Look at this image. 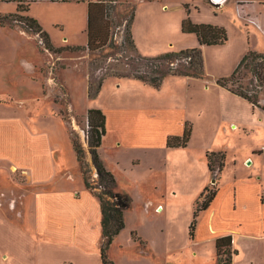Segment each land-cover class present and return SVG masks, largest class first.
<instances>
[{
	"label": "rangeland",
	"instance_id": "374dc122",
	"mask_svg": "<svg viewBox=\"0 0 264 264\" xmlns=\"http://www.w3.org/2000/svg\"><path fill=\"white\" fill-rule=\"evenodd\" d=\"M148 1L115 0L116 7L109 11L108 18L109 43L96 52L86 49L87 2L40 0L31 4L29 13L49 33L56 47L80 46L81 50L50 52L43 37L22 19L0 25V198L15 194L21 199L17 204L22 202L23 206L19 211L20 204L9 214L11 227L3 228L8 245L1 250L8 258H3L0 264L53 261V251L44 246L42 236L35 231L33 210L26 207L35 198L36 190L49 193L61 189L66 196L75 193L93 211L99 203L95 193H101L102 186L88 144V111L97 107L108 117V133L99 149L101 159L116 178L114 190L132 199L131 207L125 211L126 227L110 246V259L115 264H218L217 257L212 261L215 245L211 230L230 226L235 218L229 211L221 210L220 192L213 216L208 209L201 212L197 238L194 242L189 240L188 227L201 184L207 181V170L198 151L171 150L166 148L164 140L167 132L182 124L183 116L207 100L202 101L197 87L191 86L188 95L187 78L169 76L158 90L116 75L138 74L146 68L141 61L133 62L135 50L128 41L127 21L133 8L137 9L134 41L142 56L176 52L195 44V39L184 36L181 30V21L187 16L186 6L201 23L225 27L229 35L227 43L219 49L208 47L211 49L207 53V75L221 77L227 70L221 61L229 63L232 52H241L247 46L252 51L264 52V38L257 37L254 30L250 33L237 13L240 1L264 0H217L222 3L219 6L212 0H163L150 6ZM16 11V1L0 0L1 13ZM99 83L103 84L99 94L90 98L89 88L92 87L94 94ZM241 83L247 95L259 96V106L255 108L264 111V85L249 70L243 71ZM192 115L196 117L195 112ZM209 135L212 137L209 144L223 149L227 156L221 178L225 196L230 192L231 178L237 177L240 185L248 186L247 178L262 172L260 161L250 166L243 162L252 147L264 142L263 129L247 138L221 125V130ZM72 137L80 140L86 152V176L92 189L85 185ZM24 145H29L25 149L29 159L49 162L50 167L44 171H51L46 183L39 186L20 183L25 173L13 170L12 164L23 161L21 151L17 150ZM219 179L218 173L211 174L208 185L211 190L218 188ZM246 188L253 195L250 187ZM171 189L177 192L175 196L170 195ZM158 203L165 206L162 212H156ZM1 208L0 213L4 214ZM249 230L252 234L242 240L237 262L264 264L260 227L253 223ZM132 232L144 236L147 244L134 240ZM26 233L32 237L33 244L24 237ZM102 241V233L93 229L92 264H102L97 254ZM23 242L28 243L26 249Z\"/></svg>",
	"mask_w": 264,
	"mask_h": 264
},
{
	"label": "crops",
	"instance_id": "0c3cea01",
	"mask_svg": "<svg viewBox=\"0 0 264 264\" xmlns=\"http://www.w3.org/2000/svg\"><path fill=\"white\" fill-rule=\"evenodd\" d=\"M212 1L218 3L219 5L222 4L217 0ZM161 2H163V0H150L148 1V5H159L161 4ZM221 2L223 1L221 0ZM164 7L165 5L163 4L162 10H165ZM194 14L195 13L191 11V18L193 22L201 23V21L194 18ZM241 20L245 23V27H247V30H249L250 33L252 32L251 30H254L257 37L259 36L264 38V34L254 23L247 22L243 19ZM135 23L136 18L132 27L133 37H135ZM184 36L195 39V44L190 46L189 48L199 46L198 39L194 34H184ZM248 36L250 38V35ZM208 47L219 49L223 46H201L205 58L206 68L207 53L211 49ZM249 50L250 46H247L241 52H232L230 54V61L227 64L221 61V63L227 68V70L224 68L225 72L220 74L221 77L225 75H231L238 67L244 55ZM172 77L178 78V76ZM182 78H187L186 82L190 86L188 88V95L191 94V86L197 87L200 90L202 101L206 99L208 105L206 102H202L195 108V110L191 114L187 113V115L183 116L182 124L178 128L167 132L164 136V140L166 146L167 137L169 135H182L185 128V122L189 121L193 124V132L188 146L186 148H176V150L182 152L188 150L198 151L197 153L203 156L202 160L205 163V167L207 170V181L201 184L197 197L198 199L202 191L210 184L211 181L212 173L210 172L208 167L206 153L208 151H224L223 149L220 150L214 148L209 144L208 140L212 139L209 134L213 133L217 129L218 131L221 130V125H227L228 130L237 132L238 136L250 138L252 134L257 132L258 130H264V111L259 112L258 109L255 108L249 101L219 86L216 82L219 76L207 75L206 79H196L190 77ZM194 112L196 114V117L192 115ZM210 118L212 122H210ZM107 133L108 126L106 123V134ZM104 140L105 137L103 141ZM21 147L22 148L17 151H21V159L23 161L15 162L12 164L13 170H15L16 172L22 171L23 173H25L26 177L23 178L24 180H21L20 183L31 186H39L46 183L49 180V170L47 172L44 171L45 169H47V166L50 167L49 162L47 164L44 159L39 160L34 157H31L29 159L28 154L25 152V149H27L29 145H24ZM263 147L264 142L261 143V145L252 147L251 150L247 153V157L243 162V164L250 166L256 160H258L262 163L263 167L261 173L254 174L253 176L247 178L248 186L246 184L240 185L239 179H236L237 177H233L231 178L232 183L230 185V192L227 196H225V187L223 188V186L225 185L224 182L221 181L222 175L225 173V168L223 172L219 174L220 179L218 183V194L208 210H210V215L212 217L216 210L215 207L220 200L221 192V210L229 211L234 216L235 220L230 226L221 229L214 228L211 230L213 243L215 245V257L212 259V261H216V240L219 237L231 235L233 238V248L237 251V254L234 255L232 264H239L237 260L242 252V240H246L252 234L249 230L250 224H258V226L260 227L261 237L264 238V154L255 153L256 151L263 150ZM168 149L173 150L172 148ZM193 165V160L191 159L190 166ZM49 174H51V171H49ZM246 187H250L253 195L249 190H247ZM40 191L36 190L35 198H33L31 204L26 207L29 208V210H33V223L35 224L37 222L34 228L36 233L42 236V239L44 241L41 242H44V246L51 248V250L53 251V261L51 264H92L93 256L91 253V245L93 242V229H98V231H100V235L102 233V214L100 202L98 204L96 203L97 206H95V209L93 211L90 207H88L86 203L82 201L81 197H78V195L77 197H75V193H70L71 195L66 196L61 189L49 193H43ZM176 194L177 192L174 189L170 190L171 196H175ZM19 200L21 199H17V196L15 194L13 196L12 194H4L2 198H0V210L2 209L1 207H3L5 211L4 214L0 213V256H2V260L0 257V263H3V258H8L7 255H2L3 253L1 250L5 244L8 245V243H6L8 242V237H6L7 233H5L4 229L6 230L7 226L11 227L10 225H12L8 220L9 214L15 212L16 207H19L20 204L21 207H19L18 210L20 211L22 209V202L20 201L21 203L17 204V201L19 202ZM158 206L162 207V210L160 212L165 209V206L160 203H158ZM236 214H241L242 217L239 218L236 216ZM3 235L5 236L4 238ZM24 237H27L30 244H33V239L28 233H26ZM140 238L143 241L141 242V244L146 245L147 241L144 240V236L140 235ZM188 238L193 242L196 240L197 227L193 239H190L188 227ZM22 244L25 245L26 249L28 243L26 242L25 244L23 242ZM17 245L18 239L16 238L15 246ZM97 254H100V249L97 250Z\"/></svg>",
	"mask_w": 264,
	"mask_h": 264
},
{
	"label": "trees",
	"instance_id": "16d2710c",
	"mask_svg": "<svg viewBox=\"0 0 264 264\" xmlns=\"http://www.w3.org/2000/svg\"><path fill=\"white\" fill-rule=\"evenodd\" d=\"M4 2H17V11L15 13L3 14L0 12V25L6 26V22L21 20L28 27L40 34L44 39V44L50 52L61 53L67 50H81L80 46L75 47H56L50 39L49 33L42 27L38 20L29 16L32 3L40 0H2ZM51 2H77L88 4V29L86 49L90 52H96L104 48L109 43L108 30L110 28L109 11L115 9L113 6L115 0H48ZM26 3V4H25ZM219 6V4H218ZM136 8L130 13L128 24V41L134 48L135 55L133 62H143L146 65L140 73L131 75H116L117 77H127L155 89L160 90L164 80L168 76L190 77L196 79H206L207 72L205 58L201 46H222L229 40L228 31L225 27L207 23H195L190 17V9L186 6L187 16L182 20L181 30L184 34H194L199 42L198 47L187 48L176 52H166L157 56H142L139 54L135 45L132 27L136 18ZM21 13H27L26 16ZM237 13L240 18L254 23L264 34V2L258 1H240L237 3ZM244 70L252 72L261 86L264 85V53L249 50L238 67L229 76L219 77L217 84L233 94L249 101L254 107L259 106V96L254 98L247 95L243 84L241 83ZM102 83H99L98 89L93 94L92 87L89 88V97L96 98L99 94ZM89 134L88 144L92 155V161L97 169L102 192H96L99 199L102 214V244L100 246V258L102 264H115L109 257L110 246L116 236L126 227L125 211L131 207L132 199L128 194L116 192L117 181L114 174L107 169L101 159L99 149L103 144V138L106 135L107 116L101 108H91L88 111ZM193 124L185 122V128L182 135H169L167 137V148H186L191 140ZM72 143L76 151L79 166L84 176L85 185L92 189L87 180V168L85 163V150L77 137H72ZM255 153L264 154L263 150ZM209 170L212 174H221L226 166V153L224 151H208L206 153ZM218 188L213 190L207 186L200 194L196 202L193 219L189 226L190 239H193L196 233L198 217L201 212L206 211L212 205L217 197ZM134 240L141 241L137 232H132ZM237 251L233 248V238L231 235L219 237L216 240V256L218 264H232L233 257Z\"/></svg>",
	"mask_w": 264,
	"mask_h": 264
},
{
	"label": "bare ground",
	"instance_id": "6f19581e",
	"mask_svg": "<svg viewBox=\"0 0 264 264\" xmlns=\"http://www.w3.org/2000/svg\"><path fill=\"white\" fill-rule=\"evenodd\" d=\"M161 211V207H157V212H160Z\"/></svg>",
	"mask_w": 264,
	"mask_h": 264
},
{
	"label": "built area",
	"instance_id": "2783aa9c",
	"mask_svg": "<svg viewBox=\"0 0 264 264\" xmlns=\"http://www.w3.org/2000/svg\"><path fill=\"white\" fill-rule=\"evenodd\" d=\"M263 149H264V147H263Z\"/></svg>",
	"mask_w": 264,
	"mask_h": 264
}]
</instances>
